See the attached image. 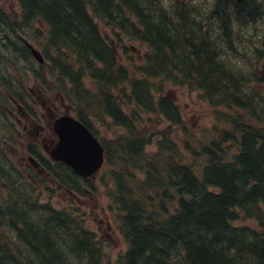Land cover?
<instances>
[{
    "label": "trees",
    "instance_id": "1",
    "mask_svg": "<svg viewBox=\"0 0 264 264\" xmlns=\"http://www.w3.org/2000/svg\"><path fill=\"white\" fill-rule=\"evenodd\" d=\"M21 7L27 29L39 20L46 27L51 62L44 67L57 90L84 111L96 102L125 130L105 142L128 246L114 264H264V91L224 59L239 29L264 47L250 31L263 21L256 1L21 0ZM98 22L148 49L135 69L141 78L119 63ZM87 78L96 93L86 92ZM169 84L200 92L217 110L203 140L161 96ZM119 95L133 105L130 113ZM144 115L166 119L170 131L153 130ZM71 173L60 165L53 175L67 185ZM1 183L9 198L0 203V264H105L102 243L82 218L42 202L15 168Z\"/></svg>",
    "mask_w": 264,
    "mask_h": 264
},
{
    "label": "rangeland",
    "instance_id": "2",
    "mask_svg": "<svg viewBox=\"0 0 264 264\" xmlns=\"http://www.w3.org/2000/svg\"><path fill=\"white\" fill-rule=\"evenodd\" d=\"M0 2L3 8L9 12L8 14L15 10L17 12L19 11L17 0H6L5 2L0 0ZM256 4H259L260 10L264 15V0H257ZM201 9L203 8L201 7ZM16 17L20 20V15H17ZM13 21L14 20L12 19V22ZM98 23L104 38L117 49L119 63H123L124 67L129 71L131 78H141V75L136 73L135 69L142 65L143 58L148 53V49L139 42L130 40L122 34L120 35L119 40L110 29L106 28L101 22ZM2 24H0V37L6 38L8 34L6 29L2 27ZM41 27L45 29L43 25H41ZM18 29V32H15L13 35L15 36V34H17V37L21 42H23V40L28 41L29 44H31L43 56V36L40 33H35V25L33 31H27L20 27ZM250 31L251 35L254 37L257 36V38H259L262 37V35L264 36V20L254 23L251 26ZM20 35L22 36L20 37ZM246 36L247 33H242V30L240 29L235 32L232 37L233 42L229 48L228 55L224 59L229 65L238 70L239 73L247 75L251 74V76L255 78V81L252 84L254 89H262L264 91V85H261V81L258 80L261 77L257 74L259 73V68L264 64V54L260 55L263 42H256L255 45H253ZM6 42V45L0 48V57L4 58L5 61L3 64V71L6 74L7 82L12 90L19 82H21L23 87L27 89L25 95L27 99L29 98L28 102L33 101L34 103L31 110H28L32 117L39 124L43 125L44 128H48L50 119L47 112L48 104L46 107L42 108L41 102L37 99V96L39 95H43L47 100H53V105L55 104L58 108V115H64L66 113L72 115L73 112H70L67 108L63 107L60 100L55 99L58 93H56V91H53L52 93L54 82L47 77L46 71H38L37 69H40L39 65H37L31 58H29V62H26L23 56L21 57L20 52L16 51L18 46L21 48L23 44L19 41H13L17 46L12 44V46L9 47L11 42ZM257 44L258 46H256ZM52 56H56V54L53 53ZM19 73H21L20 77ZM84 83L86 89H89V86L92 84L88 78ZM28 90H32L36 93V96L33 99L30 98L31 95L28 93ZM161 96L171 99L174 102L173 104L177 105L181 112V116L187 123L191 133L197 139L203 140V135L213 129V125L217 121L213 112H216L217 110L212 108L210 104L202 98L200 92L192 91L187 87H179L169 84L166 85ZM122 103L125 112L130 113L133 110V105L126 100L122 101ZM96 105V102L93 103V109H97ZM9 108L17 113L16 107L12 106ZM78 115H80L79 110ZM156 118V115H144L145 122L148 123V121L151 120L148 125L149 127L154 128L153 130H155V127H158V129L167 130L169 132V122H167L166 119H160V123H158ZM86 120L93 126L96 135L101 141L112 142L125 132L123 128L112 123L109 118L102 117L98 111H91L90 117ZM26 124L27 123L24 122L20 126V133H12V137L16 139L13 142L10 134L3 129L2 124L0 123L1 149L5 151L10 162L16 167V169H19L20 172L24 174L28 173L30 175L34 174V177L37 176L40 182L36 184V187H38L37 189L41 192L42 202H50L54 207L70 210L79 218H82L85 225L91 231L96 232L100 239L102 243L101 248L106 257L105 264L116 263L120 256L127 251L128 246L121 231V213L113 202L115 184L110 178L111 170L104 169L95 180L86 182L83 185V188L78 182L76 184L78 189V191H76L77 194L73 196H71L66 190L58 187V185L52 186V181L49 176L46 177L44 175L36 174L37 171L34 172L30 169L32 166L28 157L29 145L34 144L33 138L36 133H39L40 135L37 142L41 147H43L44 141L51 139V135L49 136L48 132H42L40 129H37L36 126L31 127L30 125L26 131L24 130ZM174 129L176 136L180 139L181 130L179 128ZM30 132H33V134L31 135ZM19 134L22 136V143L20 145L17 143ZM149 134L150 132L148 135ZM151 135H153V132H151ZM6 140H8V143H6ZM181 145L184 154V144L182 143ZM155 148L156 145H151L148 147V151L154 153ZM86 189H88V191H86ZM5 196V192H0V200H5ZM241 222L242 221L239 223Z\"/></svg>",
    "mask_w": 264,
    "mask_h": 264
},
{
    "label": "flooded vegetation",
    "instance_id": "3",
    "mask_svg": "<svg viewBox=\"0 0 264 264\" xmlns=\"http://www.w3.org/2000/svg\"><path fill=\"white\" fill-rule=\"evenodd\" d=\"M3 1L5 2L6 0H3ZM17 4H18V0H17ZM8 13L9 12L7 10H5L3 8V6L0 4V24L3 23L2 27L5 29L9 28V25H8L9 19H10V17H12V14L11 13L8 14ZM21 36L22 35H20V37ZM6 37L8 39H10V37L8 35ZM13 41H15V42L19 41L21 44H23V46H21V48H19V46H18V50H19L20 55L22 57L25 54V51L27 48L26 40H23V42H21L19 40V38L17 37V34H15V36L12 37V42L11 41L10 42H11V44L17 46V44L14 43ZM6 43H7L6 38L0 37V48L2 46L6 45ZM22 50H23V52H22ZM4 62H5L4 58L0 57V123L3 125L2 126L3 129L5 128L4 129L5 131L8 130V133L10 134V137H11L13 142L16 139H14L12 137V133H14V132L20 133V131H21L20 126L24 122L27 123L24 127V130H26V131L28 129V124L30 123V125L32 127L36 126L37 129H40L42 132H44V131L48 132L49 136L51 135L50 136L51 139L44 141V145H43V147H41L39 145V143L37 142L40 135H39V133H36L34 138H33L34 144H31V146L34 150L32 153L35 155V158L40 161V166L36 167V168L41 173H45V169H46L44 167L45 163L48 162V160H49L50 164L52 163L50 161V159L47 157V155L45 153V149H48L55 142L54 137H53V133L49 130V128L52 129L51 125H53L54 121L56 119H58L59 117H62L63 115H58V108L55 106V104L53 105V102H52L53 100H47L46 99V102H48L47 103L48 104L47 112L50 116L49 126H48V128L40 127L38 125V122L28 112V110H31V107L34 105L33 101H32L31 107L28 109L26 108L28 105V101L26 102V104H24L23 95L26 91V88L23 87L21 82L19 83V85H16L13 90L10 88L9 83L7 82V79H6V74L3 71ZM13 95H14V98H13ZM38 99L41 101V104L43 107H45V105H47L44 102V99H42V97L38 96ZM61 105L65 108H67L64 101H62ZM12 106L17 108V113L14 110H11L9 108ZM72 110H74V109H72ZM82 117H83V119H88L90 116L84 115ZM30 134L32 135L33 132H30ZM6 143H8V140H6ZM17 143H18V145H20L22 143L21 134H19V136H18ZM0 158H1V163H4V164H10L11 163L10 160L8 159L5 151L3 149H1V147H0Z\"/></svg>",
    "mask_w": 264,
    "mask_h": 264
},
{
    "label": "water",
    "instance_id": "4",
    "mask_svg": "<svg viewBox=\"0 0 264 264\" xmlns=\"http://www.w3.org/2000/svg\"><path fill=\"white\" fill-rule=\"evenodd\" d=\"M242 2L244 0H238ZM59 142L51 157L69 165L77 174L90 178L104 163V148L92 132L79 120L63 117L55 124Z\"/></svg>",
    "mask_w": 264,
    "mask_h": 264
},
{
    "label": "bare ground",
    "instance_id": "5",
    "mask_svg": "<svg viewBox=\"0 0 264 264\" xmlns=\"http://www.w3.org/2000/svg\"><path fill=\"white\" fill-rule=\"evenodd\" d=\"M154 3V2H153ZM154 14V13H153ZM215 18V17H214ZM138 125V124H137ZM156 128V127H155ZM154 129V128H153ZM216 193V192H215ZM219 199V198H218ZM104 253V252H103Z\"/></svg>",
    "mask_w": 264,
    "mask_h": 264
}]
</instances>
